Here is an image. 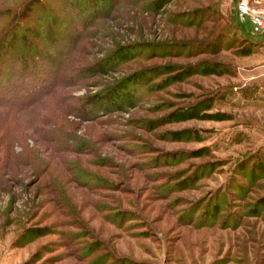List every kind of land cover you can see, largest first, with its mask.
I'll return each instance as SVG.
<instances>
[{
	"label": "rangeland",
	"instance_id": "1",
	"mask_svg": "<svg viewBox=\"0 0 264 264\" xmlns=\"http://www.w3.org/2000/svg\"><path fill=\"white\" fill-rule=\"evenodd\" d=\"M235 6L24 9L18 50L48 54L0 98V264H264V31Z\"/></svg>",
	"mask_w": 264,
	"mask_h": 264
},
{
	"label": "trees",
	"instance_id": "2",
	"mask_svg": "<svg viewBox=\"0 0 264 264\" xmlns=\"http://www.w3.org/2000/svg\"><path fill=\"white\" fill-rule=\"evenodd\" d=\"M33 1L34 0H27L26 2L21 3L22 6L20 7L19 10L10 9L8 11L9 24L6 27H2V29H0V98L2 96L4 97L7 96L10 90H11L10 91L11 93H9L10 95L16 94L21 89V87L24 86L23 81H25L24 79L25 75L21 72V70L24 67V64H22L23 63L22 61L24 59L26 60L28 59L27 64L30 66L29 72L31 71V69L34 70L33 72L37 70L36 68H38L37 64L39 60H42L43 62L44 59V63H46L45 59L47 58L48 53L46 54V51L44 52L43 49H41L40 53L36 55L35 52H33V47L29 46L27 53L25 54L26 56H24V54L21 55V51H19L17 48L20 46L21 43L20 40H17L18 34L21 33L19 29L20 26L19 19L21 18V14L23 13L24 9H26L27 6H30ZM235 15H236V23L239 26V30L243 32L242 34L246 38H251L249 32L251 33L252 25L248 20L245 22L239 21L236 6H235ZM256 35H260V34H256ZM261 39L263 38L260 37V40ZM42 56L43 59L41 58ZM39 65L42 66V64L40 63ZM40 74H43L42 69L41 72L36 73V75H38L36 79L38 80L40 79L39 76ZM16 96L18 95H15V97L12 98L15 99L18 98Z\"/></svg>",
	"mask_w": 264,
	"mask_h": 264
},
{
	"label": "built area",
	"instance_id": "3",
	"mask_svg": "<svg viewBox=\"0 0 264 264\" xmlns=\"http://www.w3.org/2000/svg\"><path fill=\"white\" fill-rule=\"evenodd\" d=\"M236 10L240 22L251 23L252 35L264 31V0H238Z\"/></svg>",
	"mask_w": 264,
	"mask_h": 264
},
{
	"label": "crops",
	"instance_id": "4",
	"mask_svg": "<svg viewBox=\"0 0 264 264\" xmlns=\"http://www.w3.org/2000/svg\"><path fill=\"white\" fill-rule=\"evenodd\" d=\"M258 45L260 46H264V43H258ZM255 58V57H254ZM261 74H259L260 76ZM257 76L254 75V76H249V78L247 79H253V78H256ZM253 91H251V95L254 96L255 98H257V95L260 96L261 98H264V83L262 84H253V88H252ZM254 92H257L258 94L256 95H253ZM263 102V103H262ZM246 103H250L252 105V107H254L255 109H261V110H264V101L263 99L261 100H255V101H251V102H248V99L246 100ZM262 104V105H261Z\"/></svg>",
	"mask_w": 264,
	"mask_h": 264
}]
</instances>
